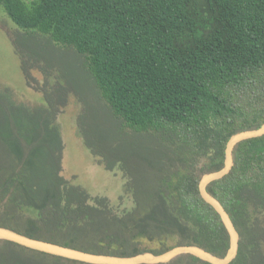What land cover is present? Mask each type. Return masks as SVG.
<instances>
[{
	"label": "trees",
	"instance_id": "16d2710c",
	"mask_svg": "<svg viewBox=\"0 0 264 264\" xmlns=\"http://www.w3.org/2000/svg\"><path fill=\"white\" fill-rule=\"evenodd\" d=\"M0 10L15 25L4 33L26 84L43 99L18 100L0 83V227L98 255L197 246L223 258L229 237L198 183L222 169L232 135L264 124V0H0ZM70 97L84 147L121 172L129 208L62 175L57 118ZM233 155L231 172L206 190L239 235L230 264H264V136ZM0 264L85 263L0 241Z\"/></svg>",
	"mask_w": 264,
	"mask_h": 264
},
{
	"label": "rangeland",
	"instance_id": "374dc122",
	"mask_svg": "<svg viewBox=\"0 0 264 264\" xmlns=\"http://www.w3.org/2000/svg\"><path fill=\"white\" fill-rule=\"evenodd\" d=\"M27 1L30 2L32 0ZM14 26L3 11L0 10V83L10 86L18 100L30 104H42L41 94L27 86L20 70L19 59L14 54L13 48L4 33L6 30L15 29ZM32 74L41 82L42 79L38 72L34 71ZM77 113L78 105L74 97H70L68 105L57 118L64 143L62 175L72 183L83 186L92 197H106L119 210L129 208L131 200L129 196L124 194L125 180L121 172L119 170L109 172L97 165L95 159L84 147L77 132L75 123ZM172 243L169 240L165 244L170 246ZM162 245L157 242L147 241L140 243V247L148 251L159 250ZM144 255L153 254L145 253L142 256ZM181 256L164 264H178Z\"/></svg>",
	"mask_w": 264,
	"mask_h": 264
},
{
	"label": "water",
	"instance_id": "95a60500",
	"mask_svg": "<svg viewBox=\"0 0 264 264\" xmlns=\"http://www.w3.org/2000/svg\"><path fill=\"white\" fill-rule=\"evenodd\" d=\"M262 136H264V124L257 130L232 135L225 146L222 169L203 175L198 183L201 199L219 215L229 237V250L223 258L215 257L197 246H176L160 255L133 257L98 255L34 240L3 227H0V241L11 242L29 250L85 264H164L181 255H191L209 264H230L238 253L239 235L224 207L207 192L206 188L231 172L234 166V148L239 143Z\"/></svg>",
	"mask_w": 264,
	"mask_h": 264
}]
</instances>
